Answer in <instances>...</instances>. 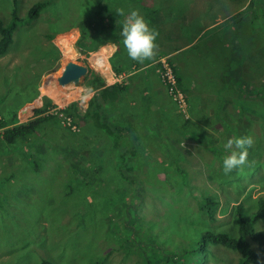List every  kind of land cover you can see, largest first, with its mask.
Segmentation results:
<instances>
[{
  "label": "rangeland",
  "instance_id": "rangeland-1",
  "mask_svg": "<svg viewBox=\"0 0 264 264\" xmlns=\"http://www.w3.org/2000/svg\"><path fill=\"white\" fill-rule=\"evenodd\" d=\"M36 1L40 0H19L18 5L28 7ZM99 1L53 0L50 8L45 9L38 20L16 29L12 44L0 57V117L8 116L19 106L18 122L32 119V111L22 113V110L40 101L39 94L35 93L40 90L44 92L49 82L50 87L58 93L54 95V100L59 95L76 94L80 85H69L66 89L56 86L55 78L68 60L83 62L99 73L101 69L95 65V57L101 55L103 64H107V68L101 70L106 77L113 74L111 57H114L115 65L120 57H124L128 65L131 62L141 63L128 58L122 43L115 54L119 40L111 33H105L99 39L105 42L95 51L90 50L88 44L78 46L80 33L76 24L80 20L90 21ZM102 1L108 4L110 10L118 11L115 19L120 27L125 20L121 13L135 9L141 15L138 0ZM159 16L162 23L156 37L153 67H149L154 72L153 78L158 74L155 72L158 69L156 63L164 58V53L158 48L161 51L179 49L180 56L189 61L196 79L193 78V81L196 84L205 83L209 96L205 101L211 103L208 106L215 107L217 113L210 116L203 114L197 120L196 115L191 114V104L185 91V110L181 111L163 88L169 98L163 104L168 112L172 111L170 114L174 122L171 123L167 117H161L160 123L155 122L148 114L135 119L132 125L136 124L139 140L142 139L138 160L142 165L141 172L145 173L151 168L149 173H155L159 178L153 185L147 186V195L142 204H137L135 194L131 193L132 189H138L137 179L136 184H132L135 178L122 180L123 183L121 180L111 182L97 178L84 180L77 177L76 168L71 163L58 162V157L66 155L74 165L80 164L82 168L88 163L82 160L80 150L77 153L61 150L63 145L67 146L72 135L60 124L59 127L46 126L48 132L43 133L45 140L42 137L38 139L39 134L34 139L31 135L27 142H39L31 144L30 148L22 146L23 151L37 154L40 145L46 142L48 149L45 158L35 157L39 159L31 165L34 172L26 166V162L21 163V158H24L20 152L11 154L18 155L16 157H8L6 152L9 145L5 143L0 148L5 157L0 154V264H40L43 259L50 260L51 264H142L137 252L139 249L134 245L136 239L130 242L134 250H129L126 256L124 247H119L117 243L127 231L124 226L128 219L126 211L142 207L146 213L147 208H152L158 222L147 227L150 234L146 233L145 236L148 239L158 237V242L170 249L178 243L190 241L194 232L207 225L216 230H228L234 221V208L238 202L246 200L244 215L249 218L256 202L264 199V78H261L264 75V0L162 1L161 8L157 6ZM9 18L10 2L0 0V20L7 23ZM98 21L96 18L94 23ZM47 24L51 28L47 29ZM97 27H102L101 22ZM46 31H56V34L49 39ZM170 58L175 60L173 56ZM99 64L104 69L102 63ZM232 64L241 67L242 79L247 74L253 75L251 79L248 77L242 83L234 84L237 90L232 85L226 87L222 77L228 74ZM136 67V75L142 77L144 72L140 71L139 65ZM184 70L191 72L187 68ZM151 83L152 89L160 94V85L163 87L160 79ZM240 88L241 92L238 91ZM145 90L148 91V86ZM140 92L143 93V90ZM73 97L71 95L70 98ZM51 100L54 101L53 97ZM122 107L127 109L128 104L124 102ZM78 111L81 113L80 108ZM202 117L205 120L201 121ZM184 123L188 126H184ZM62 131H65L64 136H61ZM243 136H250L254 141L247 150V161L240 169L225 174L221 167V158L226 154L223 144L229 138ZM195 137L198 140L194 139V142L192 138ZM159 143L170 150L175 146V151L180 152L179 157L186 159L181 168L185 170L187 188L195 195L201 192L219 200L212 222H208L200 212V215L197 213L199 207L194 194L189 196L175 187L180 184L177 182L180 176L173 169L168 174L164 168L161 172L158 160L154 158ZM83 156L87 160L90 157L86 152H83ZM39 165L41 171L36 172L35 167ZM18 172L21 175H16L12 181L11 174ZM153 188L157 192L149 197L148 193ZM155 198H158L156 205L163 206V213L181 217L180 220L188 224V232L182 238L180 235L175 237V242L159 236L161 228L157 227L165 225L166 219L162 217L160 206L153 208L150 201ZM168 219L171 225L172 218ZM130 223L136 229L135 221L131 219ZM255 228L264 232V222L257 221ZM173 233L176 235L175 230ZM214 247L210 244L203 250H196V259L189 264H237L236 252L220 248L216 255L212 251ZM188 254L189 251H184L183 256L186 258ZM255 264H264V253L261 251L257 253Z\"/></svg>",
  "mask_w": 264,
  "mask_h": 264
},
{
  "label": "trees",
  "instance_id": "trees-1",
  "mask_svg": "<svg viewBox=\"0 0 264 264\" xmlns=\"http://www.w3.org/2000/svg\"><path fill=\"white\" fill-rule=\"evenodd\" d=\"M52 1L53 0H40L34 2L31 6L23 7L18 5L19 0H9L10 18L7 23H2L0 20V57L7 52L9 46L12 44L13 33L16 29L19 26H26L31 24L34 20H38L41 13L45 9L50 8ZM107 5L108 4L104 1H99L96 11L92 15L93 17L89 18L90 21L80 20V22L76 24L80 33L77 40L78 46L81 44H88L90 50L95 51L105 42L99 39L102 38L105 33H111L112 36L116 37V40H119L118 50H116L115 54L119 51L122 38L119 35L120 25L115 19V14H117L118 11L110 10ZM22 9H24V12H22ZM122 15L126 18V13ZM96 18L99 19V21L94 23ZM147 19L151 24L152 19L150 15L147 16ZM100 22L102 24L101 28L97 27L100 26ZM32 27L34 30H37L35 25H32ZM49 28H51V25L47 24V29ZM151 28L158 34V28L155 27L153 23L151 24ZM45 34L46 37L50 39L53 38L56 31L55 33L46 31ZM52 51H54V49H52ZM47 52L49 53L50 51L48 50ZM180 53L173 56V58L175 57L174 61H172L170 57L168 58L174 71L176 70L174 66L176 60L183 59ZM56 58L52 61L53 63H55ZM110 62L116 74H120L123 70L130 69L132 65L138 66L135 62H131V64L128 65L124 57L118 59L117 65L114 64V57L110 58ZM147 62L148 60L143 61V63ZM227 73V75H222L225 86L227 87L228 85L229 88L232 85L234 86V90H237L234 84L237 82L242 83L244 79H248V77L251 79V77H253L252 74H247V77L242 79L241 67L233 64L229 67ZM175 75L181 90L185 91L187 96L193 98L194 93L184 88L182 76L177 73ZM261 78H264V75ZM194 80L196 79L194 78ZM83 84L88 90L94 91V94L89 100L88 106L83 114H80L78 111L77 101L71 102L64 109L65 113L74 118V121L79 126V131L71 133L65 128L72 136L69 137L68 133L65 134L69 137V140L67 146L63 145L61 150L65 152L68 149L76 153L80 150L79 154L82 160L88 161V163L82 168L80 164L74 165L70 157H66V155L58 157L57 160L61 164L66 162L71 163V165L76 168V172L78 173L77 177L84 180L85 178H97L98 180L107 179L111 182L121 180L123 183L122 180L135 178L132 184H136L137 179L139 182L138 189H132L133 191H131V193L135 194L137 204H142V200H144L147 195L145 193L148 189L147 186L153 185V182L159 180V178H157L155 173H149L151 168L145 173L141 172L142 165L138 161L140 156L139 146L137 145L139 136L136 132V124L132 125L135 123L136 115L131 114L129 111H127L125 115H122L126 107L121 106V96L122 93L127 90L128 86L127 84L106 86L100 73L92 69H90L88 76L84 78ZM225 86L224 88H226ZM238 91L241 92V88L238 89ZM39 93L40 92L37 91L35 94L38 95ZM149 94H152V92H147L144 98L151 97ZM49 107H53L52 100L47 96H42V106L33 110L32 119L25 122H18L17 109L19 106L16 108V111L9 113L8 116L0 117V148L3 147L5 143L9 145L6 152L8 157H16L18 155L15 156L11 154L15 151L20 152L24 158V160L21 158V163L26 162V166H29L32 172L34 171L31 165L39 158L43 159L46 156V149H48L47 146H45L46 142L40 145L37 154L23 151L22 146L26 145L30 148L31 144H37L39 142V140L27 142L31 135L34 136L32 138L34 139L37 137L36 134H39L38 139L42 137L45 140L43 133L48 132L46 126H58L60 124L56 115H42ZM136 110L139 112L138 114L141 115L140 109L136 108ZM143 114L152 116L153 113L151 114V110L148 108V113L147 110L145 112L142 110V115ZM167 114L168 113L163 111L164 116ZM191 114L194 115L193 112ZM199 117H201V115L195 116L197 120ZM203 118L204 117H202V119ZM184 126L187 127L188 124L184 123ZM41 130L42 132H40ZM64 132L65 131H62L61 136H64ZM71 137H73L72 140H70ZM175 149V146H172V150H170L166 148V146H163L162 143H159L158 152L155 154L154 158L158 160L157 164L161 172H163L164 168V171L168 174L173 169V172L177 173V176H180V178L177 179V182H180V184H177L175 187L190 196L194 194V192L186 187V176L184 177L185 170L181 168V164L186 159L180 158V152L175 151ZM83 152L90 155L88 160L84 158ZM0 154L3 157L4 151L0 150ZM35 157L39 158L35 159ZM13 166L14 163L12 167ZM35 171H41L40 165L35 167ZM16 175H21V173H12L10 176L12 181ZM7 179L9 178L7 177ZM174 180L176 183V179ZM145 182H148V185H146ZM154 192H157L155 188L152 189L151 193H148V196L151 197ZM194 199L198 201L199 209L197 213L199 215L201 213L206 216L208 222H212L214 220L215 211L219 205V200L210 195L206 196L201 192L196 193V195L194 194ZM157 200L158 198H155L150 202L153 208H155L154 206H160L161 213L163 214L162 217L166 219L165 225L157 227L159 229L161 228L159 236L175 242V237L180 235L182 238L188 232V224L181 221V217L176 215L167 216L163 213V206L156 205ZM245 202L246 200H242L236 204L233 213L234 221L227 228L228 230H216L214 227L207 225L204 228H199L197 232H194L193 238H191L190 241L182 244L178 243L170 249L167 248L165 244L158 242V237L148 239L145 236L146 233H149L147 227H152V225L158 222L152 208L151 210L147 208L146 213L143 212L142 207L130 209L126 211L128 215V219L125 220L124 224L127 229L126 234L120 237L119 239L121 240L117 243L119 247H124L126 256L131 250H134L130 242L136 239L137 243L134 245L139 249L137 252L140 254L139 256L141 257L142 264H189L195 261L196 257L194 252L196 250H203L210 244L216 246L212 248L213 253L216 255L219 249L223 248L238 254L236 257L237 264H255L257 261V253L260 251L264 253V232L255 228V223L257 221L264 222V199H259L256 202L255 208L252 211L253 214L249 218H246L244 215ZM168 218H172L171 225ZM131 219L135 221L136 229L133 227L134 224L130 223ZM179 223L182 224L179 225ZM173 230L176 231V235H174ZM185 239H187V237ZM184 251L190 252L186 258L183 256ZM104 259L106 261L107 257ZM40 264H51V262L50 260L43 259L40 261ZM93 264H100V262H94Z\"/></svg>",
  "mask_w": 264,
  "mask_h": 264
},
{
  "label": "crops",
  "instance_id": "crops-1",
  "mask_svg": "<svg viewBox=\"0 0 264 264\" xmlns=\"http://www.w3.org/2000/svg\"><path fill=\"white\" fill-rule=\"evenodd\" d=\"M134 1L136 2L137 0H129V2H134ZM162 1L167 2L170 0H138V2L140 3L141 15H142V17L145 18V21L148 23L150 28H151L152 23L157 28L161 27L162 20H161V16L157 17V6H159V9H160ZM133 7H135V6H133ZM149 15H150V18L152 19L151 24L147 19V16H149ZM161 45L164 46V43H162ZM166 48H167V50L170 49L169 47H166ZM158 49L160 50L161 53H164L162 57H166L167 59L170 56H174L175 54L180 52L179 49H173V50H169V51H164V50L161 51V48H158ZM97 56H98V54H97ZM99 56H100L99 59L103 57L101 55H99ZM154 56L151 59H148L147 63L141 62L138 64L140 66V71L144 72V75L142 77L136 75L137 71L135 72V70H138V68L136 66H132L129 70H125V71L123 70L120 73V74H122V76H121L122 81L121 82L113 81L111 79V77H106L103 72H100L102 74V75L101 74L100 75L103 77L104 83L106 86H110L113 84H127L128 88L125 92L122 93V96H121V106L124 102H126L128 104V108L126 110H123L122 115H125L126 112L129 111V112H131V114L136 115V118H137L138 116L142 115V110L144 112L147 110V113H148V108H149L151 110V114L153 113L152 116L151 115H149V116L151 119H155V122L159 121V123H160L161 117H163V118L167 117L171 120V123H172V122H174V119H173V117H171L172 115L170 114L172 111L168 112L166 107L163 104L164 101L169 100L168 96H166V94L164 92L163 87L160 85V88H159L161 90L160 94L159 93L157 94V92H155L152 89L153 84L151 82L153 80L158 79L157 76H156L157 79L153 78L152 73H154V72H151L152 68L149 69V67H153L152 63H153ZM96 61H95V63H96ZM175 63H174V66L176 68L177 73L180 74L184 80V82H183L184 88L186 90L188 89L189 91L194 93L193 98L186 95L188 97V101H190V104H191V113L193 112L194 115H196V116L197 115H203V114L210 116L212 114L217 113V109L215 107L211 108L210 106H208V105H211V103H207L205 101V98L209 97L206 94L207 92L205 90V83L202 82L200 84H196L193 81L194 77L192 75L193 72L191 70V66L189 64V61L187 59L183 58V59H177ZM101 65L104 66V69L107 68V64L102 63ZM182 66H184V67L179 69V67H182ZM185 68L191 70V72H186L184 70ZM112 73L114 74L115 72L113 71ZM150 77L152 78V80H149ZM143 78H144V81L142 80ZM146 81H148V82H146ZM211 82L212 81L210 79L209 83L211 84ZM141 84H143V86H141ZM198 85H199V88L197 87ZM50 86L51 85L49 82L48 88L45 89L44 92H41V90H40V93H39L40 101H38V102L35 101L34 104H32L31 107L29 108L30 111L33 112L34 109L39 108L42 105V99H41L42 96H47L50 99H52L53 95H58V93L55 91V89H53ZM57 86L59 88H62L58 84H57ZM145 86H146V88H145ZM147 86H148V91H143V93H141L140 91L147 89ZM217 88H218V86H217ZM62 89H66V87H64ZM77 91H76L77 92L76 94L69 93L68 95H64L65 97L59 95L57 100L63 101L65 99L66 102H71V100L78 101V104L81 103V106H82L80 114H83L85 112L87 106H88L89 100L91 99V97L94 94V91L88 90L84 86V84L80 85ZM147 92L148 93L152 92V94H149L151 97L144 98V96H145V94H147ZM70 95H73L74 97L70 98L71 97ZM53 98H55V97H53ZM201 101H202V104L198 105ZM139 102H140V104H139ZM173 106H174V104H173ZM136 108L140 109L141 115L138 114L139 112L136 110ZM174 108H175V106H174ZM163 111H165L168 114L166 116H164ZM143 116H144V114H143ZM203 120H205V119L203 118L201 121H203ZM179 125L182 126V124H179ZM194 139L198 140V137L192 138V140L195 142ZM141 141H142V139L137 141V145L139 147H140ZM155 154H157V152ZM155 154H154V156H155ZM139 156H140V152H139Z\"/></svg>",
  "mask_w": 264,
  "mask_h": 264
},
{
  "label": "clouds",
  "instance_id": "clouds-1",
  "mask_svg": "<svg viewBox=\"0 0 264 264\" xmlns=\"http://www.w3.org/2000/svg\"><path fill=\"white\" fill-rule=\"evenodd\" d=\"M119 35L129 59L143 62L155 55L157 32L149 27L135 9L126 13ZM253 142L250 136L229 138L224 142L223 148L226 154L221 158V167L225 174L245 165L247 150Z\"/></svg>",
  "mask_w": 264,
  "mask_h": 264
},
{
  "label": "built area",
  "instance_id": "built-area-1",
  "mask_svg": "<svg viewBox=\"0 0 264 264\" xmlns=\"http://www.w3.org/2000/svg\"><path fill=\"white\" fill-rule=\"evenodd\" d=\"M96 61V60H95ZM97 65V67H99V69L101 70H105V69H102L100 67V64L98 62L95 63ZM100 70V72H102ZM99 72V73H100ZM104 73V72H103ZM101 74V73H100ZM105 74V73H104ZM102 75V74H101ZM106 76V75H105ZM122 74H112L111 76V79L115 82H121L122 81ZM166 76H167V79L168 81L174 85L175 84V81H174V78L170 72V70H167L166 72ZM68 86H66L67 88ZM170 94L173 96V99L174 101H176L178 104H184V98L182 97V94L180 92L179 89H177L176 87H173L170 89ZM72 102V101H71ZM71 102H65V99L63 101L61 100H54L52 102V105L53 107H49L46 111H45V114L47 115H56V117L58 118L59 120V123L60 125L63 127V128H66V130L70 131L71 133H76L79 131V126L77 125V123L74 121V118L65 113L64 112V109L71 103ZM74 102V101H73ZM77 104H78V101H77ZM78 108L82 109L81 107V103L77 105ZM26 112L30 111V109L26 108L25 109ZM21 122V121H19ZM1 132V131H0Z\"/></svg>",
  "mask_w": 264,
  "mask_h": 264
},
{
  "label": "water",
  "instance_id": "water-1",
  "mask_svg": "<svg viewBox=\"0 0 264 264\" xmlns=\"http://www.w3.org/2000/svg\"><path fill=\"white\" fill-rule=\"evenodd\" d=\"M90 72V67L83 63L68 60L66 61L61 69L60 74L55 78L56 83L62 88L73 85H81V82ZM26 110L23 109L22 113H25Z\"/></svg>",
  "mask_w": 264,
  "mask_h": 264
},
{
  "label": "bare ground",
  "instance_id": "bare-ground-1",
  "mask_svg": "<svg viewBox=\"0 0 264 264\" xmlns=\"http://www.w3.org/2000/svg\"><path fill=\"white\" fill-rule=\"evenodd\" d=\"M62 39V38H61ZM65 43H67V42H65ZM99 57L100 56H96L95 57V60H97L96 62H99V63H103V57L102 58H100L99 59ZM68 59H70V58H68ZM156 65H157V67H158V69H156L155 70V72H156V74H157V76H158V78L160 79V81H161V83H162V85H163V88L166 90V92L168 93V95L170 96V98L174 101V99H173V96L170 94V89L171 88H173V87H176L177 89H179L180 90V92H181V94H182V97L184 98V104H178L176 101H174L177 105H178V107L181 109V111H184L185 110V104H186V98H185V95H184V93H183V91L180 89V87L178 86V83H177V79H176V72L174 71V69L172 68V66H171V64H170V62L168 61V59L166 58V57H164V58H160L159 59V62H157L156 63ZM167 70H170V72H171V74H172V76H173V78H174V81H175V84L174 85H172L169 81H168V79H167V76H166V72H167ZM49 82V81H48ZM47 82V83H48ZM57 84V83H56ZM55 84V85H56ZM57 86V85H56ZM46 89V88H45ZM59 90H61V89H59ZM72 90V89H71ZM70 90V91H71ZM50 91V90H49ZM51 92V91H50ZM75 92V91H74ZM78 92V91H77ZM77 92H75V93H77ZM52 93V92H51ZM71 93V92H70ZM53 94V93H52ZM69 94V93H68ZM68 94H64V95H68ZM61 96V95H60ZM71 96V95H70ZM53 97H54V95H53ZM58 97V96H57ZM57 97H56V100H57ZM65 97V96H64ZM67 97V96H66ZM54 99V98H53Z\"/></svg>",
  "mask_w": 264,
  "mask_h": 264
}]
</instances>
